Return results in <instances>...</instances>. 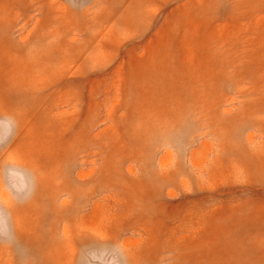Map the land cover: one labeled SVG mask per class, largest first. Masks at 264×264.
I'll list each match as a JSON object with an SVG mask.
<instances>
[{
	"label": "rangeland",
	"instance_id": "obj_1",
	"mask_svg": "<svg viewBox=\"0 0 264 264\" xmlns=\"http://www.w3.org/2000/svg\"><path fill=\"white\" fill-rule=\"evenodd\" d=\"M0 264H264V0H0Z\"/></svg>",
	"mask_w": 264,
	"mask_h": 264
}]
</instances>
